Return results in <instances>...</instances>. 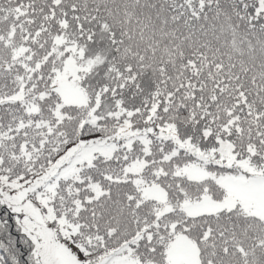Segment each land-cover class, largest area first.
<instances>
[{
  "label": "snow or ice",
  "instance_id": "6c2138e0",
  "mask_svg": "<svg viewBox=\"0 0 264 264\" xmlns=\"http://www.w3.org/2000/svg\"><path fill=\"white\" fill-rule=\"evenodd\" d=\"M0 264H264V0H0Z\"/></svg>",
  "mask_w": 264,
  "mask_h": 264
}]
</instances>
